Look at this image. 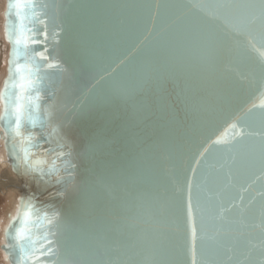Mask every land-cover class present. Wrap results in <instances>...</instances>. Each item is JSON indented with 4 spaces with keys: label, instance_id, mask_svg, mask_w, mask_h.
<instances>
[{
    "label": "water",
    "instance_id": "obj_1",
    "mask_svg": "<svg viewBox=\"0 0 264 264\" xmlns=\"http://www.w3.org/2000/svg\"><path fill=\"white\" fill-rule=\"evenodd\" d=\"M14 2L9 264H264V0Z\"/></svg>",
    "mask_w": 264,
    "mask_h": 264
},
{
    "label": "rangeland",
    "instance_id": "obj_2",
    "mask_svg": "<svg viewBox=\"0 0 264 264\" xmlns=\"http://www.w3.org/2000/svg\"><path fill=\"white\" fill-rule=\"evenodd\" d=\"M5 9H6V0H0V18L3 15V22L5 19ZM2 25L3 24L0 22V35L2 34L1 33L2 32V29H1ZM8 47H9L8 45H4L3 48L0 47V51H1L0 52V91H1L2 82H3L5 74H6V68L8 65L7 57L5 56V54H7V51L9 50ZM2 49L4 51H2ZM4 56H5V58H4ZM1 108H2V104H0V114H1ZM2 148L5 151L3 142L0 139V150H2ZM12 174H13V172H12ZM7 177L10 178L11 175L8 172L7 167L3 164V161L1 159V152H0V264H9V261L7 260V254L5 253V251L3 249H1V246L5 244V240H4L5 235H4L3 231L5 230L6 225L8 223L7 219H9V216H10L9 213L11 211H13V208L15 209V207H16V206H12L13 202L15 201L16 205L19 203V201L17 199V196H18L17 193L18 192L13 187V185L10 184V182L8 183L7 181H5V179ZM14 177H15V180L18 179L16 176H14ZM14 212H15V210L13 211V213Z\"/></svg>",
    "mask_w": 264,
    "mask_h": 264
},
{
    "label": "bare ground",
    "instance_id": "obj_3",
    "mask_svg": "<svg viewBox=\"0 0 264 264\" xmlns=\"http://www.w3.org/2000/svg\"><path fill=\"white\" fill-rule=\"evenodd\" d=\"M6 10V9H5ZM3 12V11H2ZM0 22L4 25V22H3V15L1 16V18H0ZM2 25V26H3ZM1 26V29L3 28ZM2 34L0 35V47H4V45H8V42L6 41V38H5V36H4V33H3V31L1 32ZM9 46V45H8ZM9 48V47H8ZM5 49V48H4ZM2 51H4L3 49H2ZM1 52V51H0ZM8 54H9V50L7 51V54H5V56L7 57V62H8ZM4 55V54H3ZM5 56H4V58H5ZM4 81V80H3ZM3 83V82H2ZM2 86V85H1ZM4 149H5V146H4ZM0 152H1V159H2V161H3V164L7 167V169H8V172L10 173V175H11V177L9 178V177H7L6 179H5V181H7L8 183L10 182V184L11 185H13V187L15 188L16 186H19V184H20V186H21V181H19L18 179H16L15 180V177H14V175L12 174V171H11V169H10V167L8 166V164H7V162L5 161L6 160V156H7V151H6V149H5V151L3 150V148H2V150H0ZM5 161V162H4ZM7 171V170H6ZM4 181V180H3ZM19 201V200H18ZM12 206H16L15 207V209L13 208V211L15 210V212L13 213V211H11L9 214H13L14 216H16V213H17V210L16 209H18V206H19V203L16 205L15 204V201L13 202V204H12ZM8 220V223H7V225H6V228L9 226V224H10V216H9V219H7ZM5 240V239H4ZM1 249H2V246H1Z\"/></svg>",
    "mask_w": 264,
    "mask_h": 264
},
{
    "label": "snow or ice",
    "instance_id": "obj_4",
    "mask_svg": "<svg viewBox=\"0 0 264 264\" xmlns=\"http://www.w3.org/2000/svg\"><path fill=\"white\" fill-rule=\"evenodd\" d=\"M31 5H25L20 3V0H16V2L12 3L11 7L12 9H20L23 7H30ZM16 15H20L19 12L16 13ZM12 27V25L10 24V28ZM11 35V32H10ZM17 43H19V41H16ZM13 63L15 64V61H13ZM11 87V86H10ZM19 111V109H17ZM25 216L27 217V213L25 214ZM20 235H23V233L21 232Z\"/></svg>",
    "mask_w": 264,
    "mask_h": 264
}]
</instances>
